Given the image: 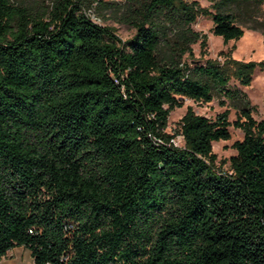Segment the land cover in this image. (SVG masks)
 <instances>
[{
  "label": "trees",
  "instance_id": "1",
  "mask_svg": "<svg viewBox=\"0 0 264 264\" xmlns=\"http://www.w3.org/2000/svg\"><path fill=\"white\" fill-rule=\"evenodd\" d=\"M208 1L214 12L188 0H51L34 13L0 0V259L23 247L32 264H264V116L229 88L249 87L264 63L201 64L192 46L204 53L207 37L191 27L209 17L214 36L239 40L238 13L264 0ZM215 94L236 121L188 107L176 146L170 113ZM231 126L243 139L221 173L213 144Z\"/></svg>",
  "mask_w": 264,
  "mask_h": 264
},
{
  "label": "rangeland",
  "instance_id": "2",
  "mask_svg": "<svg viewBox=\"0 0 264 264\" xmlns=\"http://www.w3.org/2000/svg\"><path fill=\"white\" fill-rule=\"evenodd\" d=\"M14 3L25 6L38 13L51 2V0H12ZM117 1L122 0H107ZM196 1L203 8H208L211 12L214 9L211 7L212 3L208 0H188ZM252 12L253 18L248 17L245 13H238V23L245 26L244 35L239 40H232L225 43L222 38L212 34L213 23L211 18L199 16L192 29L200 34L206 35V47L204 53L200 47V43L192 46L194 59L203 64L206 60L224 61L225 55H230L233 59L242 62H263L264 63V28L259 24L264 22V3L260 8L250 6L248 8ZM91 19L102 25H109L116 28V35L122 40L129 39L133 31L123 24H118L113 21L109 11H103L101 14H96L92 10L87 11ZM252 28H260V30H252ZM238 88L244 92L253 108V117L257 121H261L264 116V68L255 69L252 82L249 87H242L237 82L232 81L229 85L230 89ZM223 101V105L220 104ZM190 107L197 115L204 116L214 120L217 115L224 111L229 112V121L233 123L238 117V111L233 107L230 101L218 97L215 94L214 99L209 103L193 102L191 100H184L183 107L175 109L170 113L168 120L167 132L174 136V144L176 146H183V138L179 135L180 126L179 121L185 115L187 108ZM231 138L228 141H220L213 144V153L216 155V169L218 172H230L229 159L236 154L232 148L236 141L243 139V132L239 129L230 127ZM0 264H32L30 252L23 247H15L5 257L0 259Z\"/></svg>",
  "mask_w": 264,
  "mask_h": 264
}]
</instances>
